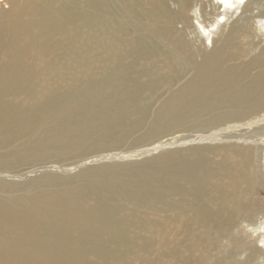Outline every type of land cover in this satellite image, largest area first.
Instances as JSON below:
<instances>
[{
	"label": "bare ground",
	"instance_id": "obj_1",
	"mask_svg": "<svg viewBox=\"0 0 264 264\" xmlns=\"http://www.w3.org/2000/svg\"><path fill=\"white\" fill-rule=\"evenodd\" d=\"M258 25L264 0H0V264H119L135 238L150 239L132 230L150 228L157 205L182 209L168 193H185L186 182L193 221L235 223L264 141L188 170L171 153L132 175L133 166L66 171L133 156L113 153L138 131L134 143L263 123ZM159 90L172 91L150 117L142 95ZM226 206L233 214L219 216Z\"/></svg>",
	"mask_w": 264,
	"mask_h": 264
},
{
	"label": "rangeland",
	"instance_id": "obj_2",
	"mask_svg": "<svg viewBox=\"0 0 264 264\" xmlns=\"http://www.w3.org/2000/svg\"><path fill=\"white\" fill-rule=\"evenodd\" d=\"M2 5L1 8H4V4ZM238 15L239 13L235 14L232 20ZM257 29L264 32V29H261L259 25ZM170 91L172 90H159L154 94L145 93L142 95V103L150 109L148 116H154V111ZM248 120L249 118L241 120L235 125H233L234 123L230 124L231 126L223 125L197 131L163 133L153 141L140 143L134 142L140 137L141 131L134 132L128 141L113 153L118 155L124 151L130 155L133 154V156L121 159L109 156L105 159L99 158V160L93 161L94 163L90 162L86 165L87 167L79 165V168L72 169L70 172L66 171V176L72 177L78 174L79 170H88V168L99 165H115L122 170L133 166L127 172L130 175L137 168L148 172V169L154 170L157 167V164L149 166L150 162L171 153L181 157L178 161L182 164L183 170L191 168V163L195 166L194 162L200 161L198 160L200 156L204 157L206 164L219 163L222 158L232 160L234 147L251 148L250 150H253L254 154L253 145L264 141V122L249 127L235 128L237 124L246 123ZM213 133L216 135L209 138ZM260 147L262 149L258 152V156L254 154L255 170L258 172V177L253 180L251 190L248 191L246 206L243 207V212L237 216L235 223L197 224L193 221L194 211L191 212L188 202L195 190L186 182L185 193L180 189L179 196L174 191L168 193L171 201L185 203L182 209H176V207L175 209H163L162 204L157 205L154 210L151 208L148 211L149 213L153 210L149 214L150 228L137 227L132 230L134 235L148 236L150 239L143 244L138 243V239L135 238L134 253L122 257L123 260L119 264H264V238L260 237L264 236V145ZM198 151L201 152L198 153ZM248 156L250 157V153ZM62 161L56 160L52 164L61 165ZM52 172L61 176L65 171H61L60 168L41 170L34 174H27L19 181L26 183L43 173ZM112 172L116 174L113 170ZM226 179L219 176L215 181L224 184L228 193L230 187ZM14 180L17 181L18 178ZM28 192L29 189L24 191L25 194ZM8 193L18 194L16 191ZM228 211L226 206L217 213L220 214L219 216H231L233 213Z\"/></svg>",
	"mask_w": 264,
	"mask_h": 264
}]
</instances>
